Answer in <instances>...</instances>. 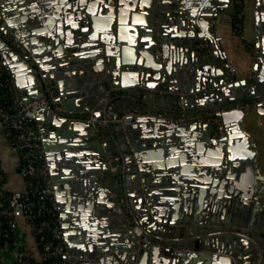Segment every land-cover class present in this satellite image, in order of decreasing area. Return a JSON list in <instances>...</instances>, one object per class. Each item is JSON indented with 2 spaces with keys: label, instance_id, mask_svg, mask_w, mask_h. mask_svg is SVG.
Listing matches in <instances>:
<instances>
[{
  "label": "water",
  "instance_id": "95a60500",
  "mask_svg": "<svg viewBox=\"0 0 264 264\" xmlns=\"http://www.w3.org/2000/svg\"><path fill=\"white\" fill-rule=\"evenodd\" d=\"M33 1L50 11L68 12L72 5L68 0ZM78 1L73 0L74 7ZM82 1L93 13L100 3ZM6 2L0 0V21L26 49L22 53L10 48L0 36V61L12 74L11 80L20 89L29 88L27 100L45 87L53 88L62 109L74 112L63 116L39 109L35 113L43 125L42 146L58 206L64 198L62 167L65 175L82 176L86 186L77 190L78 196L104 201L107 208L104 223L93 231L96 237L78 247L70 239L60 207L73 261L264 264L263 182L254 172L256 151L243 126L255 105L264 103V0H255L252 63L240 62L241 66L233 65L217 37L202 26L201 31L196 29L201 14L219 22L223 13L227 24L232 23L235 0H225L223 8L209 6V0H120L118 39L112 17L94 18L92 29L85 25L82 32L77 30L80 45L66 51L55 49L59 36L51 22L32 29L15 16L17 12L8 10ZM108 2L102 6L112 13L116 0ZM126 28L134 33L128 35ZM123 40L132 45L126 51L113 44ZM200 41L211 43L212 49L197 50L194 44ZM78 59L85 62L89 76H80L73 85L64 77H76L78 71L66 63ZM116 88L121 90L115 99L99 105L102 110H93L104 92ZM208 111H215L221 124L206 117L193 119ZM87 114L106 121H85ZM184 131L194 140L197 153L188 151L181 163L164 165L162 147L174 143L177 136L182 138ZM111 156L118 158L109 161ZM197 162L206 168L203 173L213 177L194 176ZM170 181L177 186L166 187ZM203 185L214 202L222 196L217 189L225 191L217 209L197 207L194 202L183 213L175 206L173 194L179 196L181 188L200 191ZM135 227L154 244L138 245ZM174 248L184 254L173 255Z\"/></svg>",
  "mask_w": 264,
  "mask_h": 264
},
{
  "label": "crops",
  "instance_id": "0c3cea01",
  "mask_svg": "<svg viewBox=\"0 0 264 264\" xmlns=\"http://www.w3.org/2000/svg\"><path fill=\"white\" fill-rule=\"evenodd\" d=\"M7 1L8 2H6V6L7 8H9L8 10L13 13L17 12L15 16L25 19L32 29H39L43 27V25L46 24V21L51 22L53 28L56 30L59 36L58 45L57 47H55V49H59L60 51H66L71 49L72 47L79 46L80 44L77 41L79 34L77 30H80L82 32V29L85 25H88V27L92 29L94 25V18L100 19L103 17H112L114 19V34L117 36V39L120 35V9L118 8L120 6V0H116V2H113L115 8L112 13L110 11L106 12L105 8H103L102 6V4L105 3L106 5L109 4L110 2H108V0H99L100 3L97 5L94 13L88 10L87 7L89 3H84L82 0L78 1V7H74L73 0H68L72 4L70 5L71 9L68 12L59 10L50 11L45 7V4L41 3L40 1L35 2L33 0H27L24 4H22V2H16L14 0ZM224 1L225 0H209V6L214 8H223L225 7ZM80 6H83L84 8L81 9ZM77 11H79V16L77 15ZM254 11L255 0H243L242 18L239 23L235 22L233 15L232 23L227 24V20L224 18L223 13H220L218 15L219 22H216L207 15L201 14L198 16L200 25H198L196 29L198 31H201L202 26L204 32L211 33L215 37H217V39L220 40V44L227 54L228 58L234 61L233 65L236 64L237 66H241L240 62L251 65L252 55L254 53L255 47ZM126 18H128V16ZM125 23L127 24L126 19L124 21V24ZM125 31H127L128 35L130 36L134 33L130 28H126ZM113 44L116 45V47H119L120 51H123L125 50V48L127 49L132 46L124 40L122 41V44L117 42H114ZM171 48L172 47L169 46V50L172 51ZM78 49L80 50L81 47ZM121 54L123 53L120 52V56H122ZM66 64H68L69 66L73 65L75 68L74 70L78 71L76 77H73L72 75L65 76L64 79L66 81L69 79V81L71 80L73 82V85H76L77 81L80 80V76L83 77L85 75L86 79L88 78L89 69L85 67V62L78 59V61H75L74 63L69 62ZM90 70L92 71L91 74L95 75L92 68H90ZM5 71L9 75V79L11 81V92L21 93V91H24L21 94L23 97H26L28 95L27 91L29 88L26 87L20 89L16 85V83L11 80L12 74L7 70ZM85 82L86 81H84L83 83ZM243 126L253 140V149L256 151V165L254 172H256V177L262 180L264 189V103L255 105L251 112L246 116ZM182 135H184L182 136V138L177 136L174 140V143L167 144L162 147L164 149V152L160 157L161 163L166 166L167 164H175L176 162L181 163V160L185 156L184 154H189L188 151L192 150L194 153H197V150L194 148L196 145L195 143H193L194 140L191 142L189 138H187V136H189V133H186L184 131ZM236 142L237 144H240V140ZM20 163V151L18 150L14 140L12 139V133L7 124L4 121H0V171L2 173L4 186L10 191H23L25 189L26 179L21 177L18 172ZM195 165L196 166L193 168V171L195 172L194 176H196L197 178L213 177L208 173H203V170H205L206 168L202 165L201 162H197ZM61 169L62 167L60 168L59 176L62 185L61 189L64 191V198L62 201V206L60 205V207H62V209L65 211V219L67 230L70 232V239L74 242L75 245H77L78 247H82L84 245H87L94 237H96L93 231L100 228L97 225H101L102 223H104L103 216L106 215L105 212L107 208L104 201L95 200L90 197L78 196L76 193L77 190L82 191L86 186L82 181V176H77V174L65 175V172L63 174ZM172 171L173 170L171 169L167 172L172 173ZM243 172L244 166H242L240 174H242ZM170 182L166 183V187L177 186L173 181L172 182L174 184L172 182L171 184ZM206 187V185H203L200 191L196 189L192 191H184L181 188L179 196H177L176 193L173 194L175 197H177L175 206L182 210L183 213H185L186 210L194 204V202L196 203L197 207L206 206L205 208L208 210H212L215 207L217 209L218 206L221 205V199L224 197L222 192L225 191L221 192V189L218 188L217 190L221 193L222 196L218 199H215L216 202H214L213 200H211V198L213 197L212 194L210 196L209 191L208 189H206ZM189 193L195 195L196 197L187 195ZM262 203L264 204V198ZM233 206L234 201H232V207ZM60 207L58 206L59 216L61 220ZM16 219L17 223L15 231V243L25 244L28 247H32L34 245V238L30 232L28 224L23 219L21 214H18ZM12 262L18 264L15 261L12 250L9 249V247L0 249V264H13Z\"/></svg>",
  "mask_w": 264,
  "mask_h": 264
},
{
  "label": "built area",
  "instance_id": "2783aa9c",
  "mask_svg": "<svg viewBox=\"0 0 264 264\" xmlns=\"http://www.w3.org/2000/svg\"><path fill=\"white\" fill-rule=\"evenodd\" d=\"M238 2L239 0H235L233 11L236 23H239L242 17ZM0 36L6 39V43L10 48H15L22 53L26 52L17 34L1 21ZM194 47L199 51H210L212 49L211 43L203 41L196 42ZM3 71L4 65L0 62V90L2 91L0 94V121H4L7 124L12 133V139L20 151L21 163L18 169L20 176L27 179L34 175L38 184L36 186V193L25 191L26 187L23 191H10L5 188L0 171V193L5 191L10 192L9 197H0V206L6 200L11 202V208H7L5 213L10 217L9 222L14 226L11 233L6 232L4 234V236L11 238L12 243H4L0 246V249L9 247L18 264L20 261L24 264H30V262L39 264H80L90 261L87 258H75V261H73L74 256L64 237L55 189L42 146L43 125L34 118L35 113L39 109H46L54 114H61L63 116H69L74 112L62 109L55 95V90L50 87L43 88L41 92L35 94L29 100L23 97L20 92H11V81L9 77L2 75ZM120 90L121 88H116L104 92L93 110H102L101 108L99 109V105L115 99ZM215 113V111H208L203 115L193 116V119L200 120L202 117H206L209 121L219 125L221 124V120L218 116H215ZM83 119L91 123L106 121L98 120L91 114L85 115ZM117 158V156H111L109 157V161L116 160ZM18 214L22 215L29 226L34 238V245L32 247L15 243L16 217ZM133 233L138 245L154 244L153 241L142 236V231L139 227H135ZM172 254L182 256L184 250L174 248Z\"/></svg>",
  "mask_w": 264,
  "mask_h": 264
},
{
  "label": "trees",
  "instance_id": "16d2710c",
  "mask_svg": "<svg viewBox=\"0 0 264 264\" xmlns=\"http://www.w3.org/2000/svg\"><path fill=\"white\" fill-rule=\"evenodd\" d=\"M241 6V5H240ZM3 76L9 77V75L6 73V71L4 70L2 73ZM2 93V91L0 90V94ZM26 190L25 191H33L34 193H36V186H37V179L36 177L33 175L31 177H28L26 179ZM10 196V192L9 191H5V192H1L0 193V197H9ZM11 208V202L6 200L2 206H0V246H2L4 243H8L11 244L12 240L10 237L4 236V234L7 233H11L14 229V226L12 223L9 222L10 217L6 215L5 210L7 208ZM19 264H24L22 261L19 262ZM30 264H39L36 262H30Z\"/></svg>",
  "mask_w": 264,
  "mask_h": 264
},
{
  "label": "rangeland",
  "instance_id": "374dc122",
  "mask_svg": "<svg viewBox=\"0 0 264 264\" xmlns=\"http://www.w3.org/2000/svg\"><path fill=\"white\" fill-rule=\"evenodd\" d=\"M241 6H239V11H240V13H241V16H242V7H243V0H239V2H238ZM242 18V17H241ZM13 257V256H12ZM13 263V262H12ZM13 264H15V262L13 263Z\"/></svg>",
  "mask_w": 264,
  "mask_h": 264
}]
</instances>
